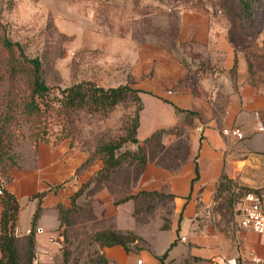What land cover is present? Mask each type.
Masks as SVG:
<instances>
[{"label": "crops", "instance_id": "1", "mask_svg": "<svg viewBox=\"0 0 264 264\" xmlns=\"http://www.w3.org/2000/svg\"><path fill=\"white\" fill-rule=\"evenodd\" d=\"M175 20L174 49L168 50L155 39H149L145 46L134 48L132 59L136 81L133 87L139 90L142 109V98L150 97L167 106L174 118L177 112L174 106L197 112L189 125L184 156L167 164L161 159L146 160L130 190L170 193L169 221L164 227L157 219L153 225L148 224L150 211L158 209L155 196L148 202L139 195L113 203L115 196L105 187L91 195L83 192L76 202L88 200L95 220L101 221L100 228L112 224L142 238L138 239L140 242L134 239L126 243L127 248L94 241L88 245L111 264H160L158 256L164 250L161 264H209L213 254L225 251L237 256V264H258L252 263L248 256L264 254V234L241 228L234 222L235 245L224 239L223 247L213 248L208 242L212 237L222 236L206 215L212 213L214 192L224 179L264 190V83L250 80L242 49H237L229 38L232 23L219 9H211L207 4L178 6ZM110 36L118 43L128 40L126 34ZM234 58L235 68L231 69ZM139 126L140 115L137 130ZM222 127H237L243 137L221 133ZM34 148L19 162V167L11 169V178L4 183L20 204L14 233L18 240L25 239L37 204V197L32 194L45 190L35 220L30 264H63L61 246L66 242L59 233L62 226L59 227L56 203L68 205V195L99 167V161L75 174V167L85 157L79 145L69 146L67 139H61L38 143ZM194 162L198 168L195 178ZM59 182L62 184L55 191L48 189ZM25 208L27 214L20 220ZM91 221L90 217H80L73 227ZM73 240L68 245L71 250ZM176 249H182L180 257ZM85 252L79 255L83 257Z\"/></svg>", "mask_w": 264, "mask_h": 264}, {"label": "rangeland", "instance_id": "2", "mask_svg": "<svg viewBox=\"0 0 264 264\" xmlns=\"http://www.w3.org/2000/svg\"><path fill=\"white\" fill-rule=\"evenodd\" d=\"M191 3L207 4L211 9H220L226 19H233L228 31L229 38L237 49L243 50L250 67V79L255 83H264V0H249L246 10L242 9L241 1L230 0H0V37L4 35L11 41H18L26 54L39 55L41 73L49 87L48 96L54 100L60 96V88L80 79H90L102 86L127 83L133 87L136 82L132 73L134 48L145 46L149 39H155L168 50L174 49L175 8L187 7ZM110 34H126L129 41L114 42ZM11 54L18 55V49L10 51L0 45V90L8 83L6 65ZM17 87L18 91H28L23 76L18 77ZM142 100L144 107L141 114V109L138 112L140 126L136 129V136L144 137L163 128L158 137H151L144 143L147 157L155 158L159 153L164 163L178 160L188 147L193 114L177 111L174 118L162 102L150 97H143ZM134 107L133 101L123 100L117 102L107 116L79 111L73 114L71 133L59 139L63 120L55 114L51 116L53 123L47 125L44 140L35 142L26 135L25 126L14 127L18 161L22 162L23 158L29 156L38 143L58 142L61 139H67L69 146L79 145L83 150L91 151L97 139H110L124 132V123L129 122ZM125 145L135 146L127 141ZM95 161L101 165V159ZM131 175L129 168L121 167L110 176L108 187L115 191V195L112 193L114 196L133 190L132 182L128 186L125 183ZM234 190V185L229 182L224 188L217 186L214 192L212 213L206 217L210 224L216 225L223 240L220 236L212 237L208 245L211 244L213 248L223 247L225 240L235 245L232 234L236 225L231 214ZM38 192L32 196L41 200L42 195ZM156 204L158 209L156 212L150 211L148 224L153 225L157 219L161 226V223L169 221L170 197L162 196ZM26 214L27 208L23 209L20 220ZM85 216V209L82 208L74 216L75 221ZM79 227L69 228L67 232L74 239L71 245L84 249L86 254H93L92 246L86 242L88 229ZM175 251L180 257L178 253L182 249ZM89 258L94 257L89 255Z\"/></svg>", "mask_w": 264, "mask_h": 264}, {"label": "trees", "instance_id": "3", "mask_svg": "<svg viewBox=\"0 0 264 264\" xmlns=\"http://www.w3.org/2000/svg\"><path fill=\"white\" fill-rule=\"evenodd\" d=\"M230 1H241L243 10H246L249 7V0ZM198 4L200 3H191L190 5ZM231 8L232 7L229 9ZM227 19L229 22L233 23V19ZM0 28H2L1 20ZM0 45L10 51H14L15 48H17L19 52L18 55L11 54L9 57V61H7L6 65L8 83L3 90H0V264L31 263L33 258L32 247L35 220L40 212V198H38L36 207L32 212L29 231L24 240H18L14 231L17 224L20 204L16 196L4 186V182L8 181L11 177V169L19 167L18 153L16 151L17 134L14 131V127L21 128L22 126H25L26 135L32 138L35 142L44 140V133L47 130V125H51L53 123L54 118H51V116L55 114L63 120L60 126L62 133L58 136L59 139L66 137L71 133V130L74 127L72 125L73 114L81 111L88 114H97L103 117L110 113L117 102L131 100L135 103V107L129 118V122L124 123V132L110 139H97L91 151L87 149L84 150L85 157L81 163L75 167L74 173L77 174L82 172L94 163L96 159H101V165H99V167L93 171L85 181L81 182L77 188L68 195V205H63L60 202L56 203L59 227L62 226L59 228V233L62 235L63 241L66 242L61 246V262L63 264H111L102 254L97 253L93 247V250H91L93 251V254H86L85 252L83 257L79 255L83 254L84 250L82 248L74 247V249H76L74 253H72L71 249L68 248L71 240H69L67 232L69 228L70 230L73 229V223L77 222L80 218L79 217L75 221L74 216L77 215L82 208L85 209V215L92 219L91 223L80 226L88 229L87 244L94 241L99 245L121 244L127 248L126 243L131 242L134 239L140 240L142 238L131 230H120L112 224H106L100 228L99 224L101 221L98 219L95 220V215L92 213L91 207L87 205L89 203H86L88 200L83 203H78L76 202V197L83 192L85 195H91L100 187H105L110 193H114L115 191L113 192L108 187V180L110 176L121 167H127L132 172L130 178L125 180L127 186L128 183L131 184V182L134 185L139 173L145 165L146 160L161 159L159 153L156 154L155 158L147 157L144 143L151 137H158L159 131L163 128L160 127L141 139L137 138L136 129L139 120L138 112L142 107V102L138 93L139 90L127 83L102 86L95 84L90 79H80L60 88V96L54 100V98L48 96L49 87L45 83L41 73V59L39 55L26 54L21 49L18 41H11L4 35L0 37ZM13 47L15 48L12 49ZM242 53L244 55L243 50ZM244 58L246 61L248 76L250 78L249 63L245 56ZM235 63L236 61L234 58L231 69L235 68ZM21 76L24 77L26 82L28 89L27 92L18 91V77ZM252 83L255 82L252 81ZM174 110L185 111L192 114L197 113L196 110L182 109L177 106H174ZM58 117L56 119H59ZM40 124L42 125L41 130L39 129ZM126 141L129 142V144H134L135 146L130 147L125 145ZM183 156L184 153L180 158ZM197 175V163L194 162L193 178L197 177ZM222 177L225 178V174H222ZM227 183H229V181L224 179L219 182L218 186L224 188ZM61 184L62 183L59 182L54 185H50L48 189L55 191ZM233 185L235 190L233 191V200L231 204L232 217L233 204L245 190L264 192L261 188H252L236 184ZM130 190L131 189L121 195L115 196L113 203H118L128 197H137L139 195L146 199L147 202L150 199H154V196L157 198V202H159L162 196H168L171 198L170 193L159 192L156 190H137L135 192H130ZM38 193L43 195L45 190H41ZM229 203H231L230 200ZM166 224L167 223H161V226L164 227ZM80 232L84 235L82 230ZM70 239L72 238L70 237ZM171 243L173 242H170V244ZM165 253L166 250L158 256L160 264ZM89 255L94 258H89Z\"/></svg>", "mask_w": 264, "mask_h": 264}, {"label": "built area", "instance_id": "4", "mask_svg": "<svg viewBox=\"0 0 264 264\" xmlns=\"http://www.w3.org/2000/svg\"><path fill=\"white\" fill-rule=\"evenodd\" d=\"M169 92V90H167ZM221 133L242 138L243 133L237 127H222ZM233 217L237 226L264 234V192L245 190L233 204ZM183 239V237H180ZM252 263L264 264V254H249ZM237 256L218 252L210 257L209 264H237ZM140 262V259H137Z\"/></svg>", "mask_w": 264, "mask_h": 264}]
</instances>
